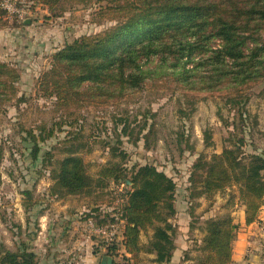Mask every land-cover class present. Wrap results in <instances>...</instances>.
<instances>
[{
	"label": "rangeland",
	"instance_id": "1",
	"mask_svg": "<svg viewBox=\"0 0 264 264\" xmlns=\"http://www.w3.org/2000/svg\"><path fill=\"white\" fill-rule=\"evenodd\" d=\"M5 2L0 0V64L15 74L0 86V242L13 251H34L38 264H93V254L110 250L90 225L106 222L122 208L135 168L150 164L177 184L175 207L185 213L176 217V212L170 220L174 251L181 255L160 263L154 253L141 251L137 264H199L208 253V220L229 214L235 220L246 205L237 184L207 190L201 179L208 166L195 164L211 162L234 146L240 147L243 162L250 154L264 156V75L244 85L236 101V93L224 85L179 81L167 68L120 96L89 91L64 101L62 91L50 84L61 77L55 70H62L54 55L67 42L115 27L119 19L108 9L112 1L11 0L17 8L29 9L25 19ZM158 59L146 66L153 68ZM240 138L244 143L239 144ZM68 156L82 159L89 178L78 192L57 185L61 161ZM106 168H122V178L107 177ZM62 199L76 204L73 210L82 208L77 234L85 235L90 252H62L68 247L62 244ZM262 211L264 199L258 218ZM152 232H142L143 244ZM123 259L120 246L114 264Z\"/></svg>",
	"mask_w": 264,
	"mask_h": 264
},
{
	"label": "trees",
	"instance_id": "2",
	"mask_svg": "<svg viewBox=\"0 0 264 264\" xmlns=\"http://www.w3.org/2000/svg\"><path fill=\"white\" fill-rule=\"evenodd\" d=\"M111 1L108 9L112 7L119 19L115 27L67 42L54 55L62 70H55L61 77L50 84L62 91L64 101L89 91L120 96L139 89L152 73H165V68L179 81L224 85L229 93H236L232 98L236 101L244 85L264 75V0ZM156 58L158 65L146 66ZM192 61L194 68L186 66ZM14 74L7 64H0V86ZM239 111L245 113L242 108ZM30 134L37 141V135ZM240 143H244L243 138ZM34 150L37 153L38 146ZM239 153L240 147H228L211 162L199 160L195 166H208L201 179L207 190L223 188L229 182L237 184L246 205V222L252 223L264 199V156L250 154L243 162ZM61 165L57 185L67 186L69 192L85 189L89 178L82 159L68 156ZM118 169L106 168L103 173L118 181L122 178ZM130 180L132 186L121 208L126 219L123 240L107 244L109 254L115 257L123 246L120 264H137L141 251L154 253L157 262H170L175 248L170 219L177 212V184L150 164L135 168ZM24 193L31 196L29 190ZM237 228L231 214L209 219L205 238L208 253L199 264H231ZM150 229L149 241L143 244L141 234ZM0 264H38L37 254L28 249L13 251L0 242Z\"/></svg>",
	"mask_w": 264,
	"mask_h": 264
},
{
	"label": "crops",
	"instance_id": "3",
	"mask_svg": "<svg viewBox=\"0 0 264 264\" xmlns=\"http://www.w3.org/2000/svg\"><path fill=\"white\" fill-rule=\"evenodd\" d=\"M29 22H27L28 24ZM70 200L62 199V227L64 230L62 234V244H68V247L62 250V252L75 251L78 249L80 255L81 251L90 252V244L85 242V235L77 234L79 227L82 226L79 214L83 211L79 206L74 210L71 209ZM177 206V205H176ZM184 209L177 206V216L182 217ZM177 221V220H175ZM235 222L238 224L236 235L232 243V263L231 264H264V214L263 211L259 215L258 220L247 223L245 210L239 214L238 218H235ZM79 232V231H78ZM262 235V236H261ZM72 246V247H71ZM63 247V246H62ZM76 254V252H73ZM105 253L101 250L100 253L93 254V264H103L102 256ZM79 255V256H80ZM180 251L177 249L174 251L172 261L180 256ZM180 258V257H179Z\"/></svg>",
	"mask_w": 264,
	"mask_h": 264
},
{
	"label": "built area",
	"instance_id": "4",
	"mask_svg": "<svg viewBox=\"0 0 264 264\" xmlns=\"http://www.w3.org/2000/svg\"><path fill=\"white\" fill-rule=\"evenodd\" d=\"M5 6L13 11L17 17L25 19L29 12V9H19L14 6L11 0H6ZM126 226V219L123 215V211L118 209L115 212H111L110 218L106 222H92L90 225L91 231L104 239L107 243L112 241H122L123 233Z\"/></svg>",
	"mask_w": 264,
	"mask_h": 264
},
{
	"label": "water",
	"instance_id": "5",
	"mask_svg": "<svg viewBox=\"0 0 264 264\" xmlns=\"http://www.w3.org/2000/svg\"><path fill=\"white\" fill-rule=\"evenodd\" d=\"M102 263L103 264H114V257L109 254H104L102 256Z\"/></svg>",
	"mask_w": 264,
	"mask_h": 264
}]
</instances>
